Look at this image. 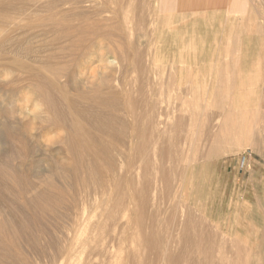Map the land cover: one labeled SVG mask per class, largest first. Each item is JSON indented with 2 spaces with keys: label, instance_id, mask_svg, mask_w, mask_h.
I'll list each match as a JSON object with an SVG mask.
<instances>
[{
  "label": "rangeland",
  "instance_id": "obj_1",
  "mask_svg": "<svg viewBox=\"0 0 264 264\" xmlns=\"http://www.w3.org/2000/svg\"><path fill=\"white\" fill-rule=\"evenodd\" d=\"M168 2L135 0L137 12L127 36L139 38L148 80L141 84L142 79L130 73L127 83L117 88L120 107L126 112L127 135L134 146L121 147L133 160L134 177L119 182V193H126L125 204L132 211L140 203L132 190L145 189L141 196L145 210L136 214L141 229L136 231L132 222L126 227L120 221L110 227L115 241L107 238L104 250L97 244L92 254L84 251L73 256L70 264H122L133 250L142 264H227L223 250L206 252L215 238L224 239L227 249L239 246L237 264H264V127L260 121L264 112V0H242L239 6L229 0ZM142 20L141 29L133 27ZM69 52L61 53V64L70 58ZM90 63L75 68L79 78L87 79V87L103 71L100 64ZM0 74V119L3 107L12 108L9 122L27 125L26 137H31L27 139L35 148L34 159L25 162L38 161L31 171L46 169L41 159L49 151L64 161L65 150L58 147L63 130L30 131L32 118L45 112L31 87L22 88L30 79L14 68L0 66ZM13 87L18 89L16 96L10 93ZM151 119L164 126L153 130ZM101 189L96 185L97 192L83 205L90 221L99 217L101 196L115 195V191L103 195ZM79 233L85 237L88 227Z\"/></svg>",
  "mask_w": 264,
  "mask_h": 264
},
{
  "label": "bare ground",
  "instance_id": "obj_2",
  "mask_svg": "<svg viewBox=\"0 0 264 264\" xmlns=\"http://www.w3.org/2000/svg\"><path fill=\"white\" fill-rule=\"evenodd\" d=\"M129 7H132V11ZM136 12L135 0H0V66L14 68L27 76L31 83L22 88L31 87L33 95L41 99L44 105L43 115L41 113L29 122L30 131L63 130L58 147L65 150L64 161L45 150L49 152L41 161L46 169L32 172V167L38 165V161L25 162L29 158L34 159L35 148L32 146L34 143L31 144L26 137L28 129L24 126L27 125L9 122L8 117L14 114L12 108L1 109L0 264H70L73 256L84 251L92 254L97 244H100L99 250H104L107 238L115 241L111 228L120 221L126 227L132 222L133 228L140 231L136 214L145 210V202L141 198L145 189L132 190L131 195L137 196L140 201L132 208L133 213L131 206L128 208L125 204L126 193H119L121 180L134 177L131 169L133 160H130L129 154L125 155V149L121 147L132 149L134 146L127 135L126 112L120 107V91L117 90L118 86L127 83L130 73L141 78V84L145 85L148 80V68L144 52L138 45L139 38L135 35L130 40L127 36L131 29L129 23ZM245 16L248 18V15ZM143 20L133 27L141 29ZM67 50L70 51V58L63 65L61 53ZM90 62L100 64L103 71L96 73L94 81L87 87L84 85L85 76L80 75L79 78L75 68ZM107 63L113 66L108 67ZM119 80L121 83H118ZM141 87L143 90L145 86ZM17 92L18 89L13 87L10 93L16 96ZM261 120V127H264V112ZM152 122L153 130L164 126L160 120ZM96 185L102 187L103 195L113 191L115 195L101 196L98 201L99 217L90 221L86 219L83 205L97 192ZM106 225L109 227L107 231ZM86 227L88 234L81 237L79 231ZM223 240L217 241L215 238L206 252L223 250L227 264L240 262L235 256L239 246L236 250L227 249ZM137 257L133 250L122 259V264H142Z\"/></svg>",
  "mask_w": 264,
  "mask_h": 264
},
{
  "label": "crops",
  "instance_id": "obj_3",
  "mask_svg": "<svg viewBox=\"0 0 264 264\" xmlns=\"http://www.w3.org/2000/svg\"><path fill=\"white\" fill-rule=\"evenodd\" d=\"M159 1V0H158ZM169 2V4L171 5V2H172V0H168ZM223 1V0H222ZM239 1H242V0H229V2L232 4V5H234V6H239L240 5V2ZM239 3V4H238ZM159 11H160V9H159Z\"/></svg>",
  "mask_w": 264,
  "mask_h": 264
}]
</instances>
